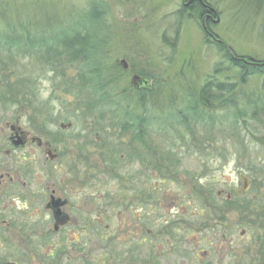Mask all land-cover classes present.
I'll return each mask as SVG.
<instances>
[{
    "label": "rangeland",
    "instance_id": "374dc122",
    "mask_svg": "<svg viewBox=\"0 0 264 264\" xmlns=\"http://www.w3.org/2000/svg\"><path fill=\"white\" fill-rule=\"evenodd\" d=\"M206 1L217 16L209 24L215 39L234 54L264 60V0ZM183 6L182 0H0L1 37L14 34L25 44L0 48V170L12 177L0 187V251L11 247L7 252L17 256L21 248L33 251L39 245L43 264H261L264 79L252 76L240 83L215 44L204 41L196 8ZM93 13L99 18L95 23ZM40 38L46 47L29 45ZM82 38L85 45H79ZM219 62L223 69L214 72ZM93 67L113 79L112 93H123L120 110L94 100L88 78ZM133 74L148 76L151 85L150 92H140L139 104ZM210 76L233 86L215 100L211 85L210 108H205L198 93ZM4 103L12 104L4 109ZM22 103L28 109H20ZM41 107L43 122L31 123ZM124 110L144 119L141 128L155 145L151 181L157 200L150 210L141 206V231H135L137 214L119 213L109 204L101 218L93 204L87 228L77 221L53 234L41 197L30 196L28 202L22 191L59 183L69 193L64 144L88 133L124 143L128 138L116 135ZM16 118L30 136L43 139L41 128L57 133L59 159L47 160L35 145L11 151L8 124ZM61 122L72 127L60 129ZM130 165L120 172L137 167ZM241 174L249 179L248 188L227 206L226 194L233 197L242 189ZM149 179L145 176L146 183ZM93 181L104 182L101 191L118 193L117 177L96 173Z\"/></svg>",
    "mask_w": 264,
    "mask_h": 264
},
{
    "label": "flooded vegetation",
    "instance_id": "af4514ba",
    "mask_svg": "<svg viewBox=\"0 0 264 264\" xmlns=\"http://www.w3.org/2000/svg\"><path fill=\"white\" fill-rule=\"evenodd\" d=\"M184 2V7L186 10L189 9H198L202 10V7L208 6L204 0H182ZM209 7V6H208ZM214 8H205L204 17L202 19V26L206 30L208 35V41L215 42V34L211 32L209 26L210 23H216L215 17L216 12ZM127 71V69L125 70ZM141 78L148 79L146 75H139ZM149 81V79H148ZM135 92H150V87L142 84L139 88H134ZM12 103H4L2 107L4 109L9 107ZM27 105V104H26ZM104 106V104H102ZM20 109H28L24 106V103L21 104ZM41 108H37L35 116L30 117L31 123H37L41 119ZM38 118V119H37ZM9 119H12V114ZM19 119L16 118L15 121L8 124V147L11 151H16L18 149H25L28 146L35 145L39 151H41L45 158L51 162L59 159L60 154L63 151L57 153L59 144L61 140L58 138L57 133L47 130H42V137L30 136L29 131L23 129L18 124ZM43 122L42 120H40ZM140 122L139 125L145 126L144 120L141 119H124L119 120V124H124L125 122ZM68 123V122H66ZM72 124V122H70ZM44 124V123H42ZM60 124V123H59ZM72 127V125H71ZM60 128V127H59ZM145 128V127H144ZM120 134H116L120 137H127L128 140L124 143H119L117 140H110L108 136L102 137L98 133L76 135L74 139L67 141V144H64L66 151L64 153H69V159L66 165V168L71 173L72 182L70 183L69 193H66V187H59V183H53L52 186L48 184L41 186L37 189L36 192L30 191L29 187H26L22 191V197L29 202V197L34 195H39L42 199L43 209L50 215V223L52 226L53 234L62 233L69 225H72L73 222L83 223V226L80 228H87L88 223L92 220L90 207L93 204H96L97 211L99 212L101 218L104 215L108 214L109 204L117 205L118 212H130L135 215L138 222H136V227L141 231L140 228V209L141 206H147L148 210L157 200V189L151 177L154 178L156 172V153L154 142L149 139V135L144 133L142 128L137 129L139 133H132L136 131L134 127L127 126L122 128L120 126ZM124 132V133H122ZM40 133V132H39ZM127 135V136H126ZM21 140L22 144L15 146L14 143L18 140ZM69 147V148H68ZM120 150L124 151L120 153ZM55 157L50 159L47 152H49ZM6 154L10 153V150L7 149ZM131 163H136V169L132 170L130 173L122 174L120 172L121 167L129 169ZM123 164V165H121ZM121 165V166H120ZM51 168V170H53ZM27 169V168H26ZM56 170H60L57 168ZM99 173L107 177L114 176L119 179L117 186L118 193L114 194L107 190L101 191L104 182H94L93 174ZM149 176V183L145 182V176ZM9 177L11 180L12 177L8 176L6 171L0 170V187L5 184L6 179ZM98 178H96L97 180ZM24 185H27L24 183ZM241 190H236V194L244 193ZM96 191V192H94ZM229 196V197H228ZM227 198H231L232 194H226ZM56 205H55V203ZM54 211H58L59 216L54 215ZM149 215V213H146ZM145 227V226H144ZM145 231L147 233L153 234L152 230ZM44 231V229H43ZM50 232V228L48 229ZM140 249L142 243L138 241L136 243ZM134 245L135 254L138 253L139 249L136 250L137 245ZM33 251H29L28 247L21 248V252H18L17 256H10L9 252L13 250L11 247L7 248V251H0V264H43L40 260L39 249L40 246L36 245L31 248ZM58 252L60 249H58ZM13 253V252H12ZM134 253V252H133ZM32 254L38 255L33 256Z\"/></svg>",
    "mask_w": 264,
    "mask_h": 264
},
{
    "label": "trees",
    "instance_id": "16d2710c",
    "mask_svg": "<svg viewBox=\"0 0 264 264\" xmlns=\"http://www.w3.org/2000/svg\"><path fill=\"white\" fill-rule=\"evenodd\" d=\"M207 5L206 7H202V10L196 9L198 11V15L199 18L202 20L204 17V9L206 8H213L212 6L209 5V3L204 0ZM182 10H185V7H182ZM215 11V10H214ZM104 14V13H103ZM99 18L97 19V17L95 16V14H92V17L90 19V22L95 23L96 21H98ZM178 25V24H177ZM201 29L203 31V35H204V41L206 43H211L210 41H208V35L206 30L203 28L202 24H201ZM84 30L87 31V29L84 28ZM12 37H15V35L13 34L12 36L7 35V38L3 36V38L0 35V48L6 47V48H10V47H20L22 45H25L23 42V38H20L19 36H17L15 39H13ZM87 37V36H86ZM90 39H87V47H90L91 50L93 51V45L94 43L91 42L89 43ZM213 44H215L216 49L222 53V59L224 58L227 63L229 64L228 67H226L227 69H231L234 68L235 70V74L239 80L240 83H244L248 78L252 77V76H260L264 79V60L261 59H255L252 57H246V56H240L237 54H234L232 52V50H230L227 45L219 40H215V42H212ZM29 45L31 47H33L34 49L35 46L38 48H44L47 46V43L44 41V38H40L37 41H29ZM79 45H85L84 40L82 38V40L79 42ZM27 46V43H26ZM173 47V45H171ZM54 46H51V48H53ZM89 49L88 52L93 53ZM220 62L216 64V67L214 69V72H218V71H222L223 68H221L220 66ZM90 72V73H89ZM89 76L88 78L90 79V82L92 84L91 87V94L94 97V100L96 102H99L100 104H104L105 106H117L118 109L120 110L122 105H124L122 103V95L123 93H119V92H114V81L111 77H107L105 75V72H101L97 67H93L89 70ZM140 75V74H139ZM215 78L214 76H210L206 82L203 84V86L201 87L199 93H198V99L200 100V102L203 104V106L205 108H210V102L208 101V98L211 94V85H213L215 87V94H213V97L215 100L219 99L221 96L220 94H223V90L226 91H230V89L232 88V83H224V82H216L214 81ZM128 87L131 89L132 86L131 84L128 85ZM132 90V89H131ZM117 91V90H116ZM137 94V104L142 102V95L143 93L140 92H136ZM220 96V97H219ZM121 97V98H120ZM117 98V100H116ZM128 102V101H127ZM127 105H129V103H126ZM136 104V105H137ZM189 108L191 110H194V112L196 111V109L194 108V106H189ZM135 114H130L127 110H124L122 112V115H120V117L122 118L121 120L124 119H141V121H143L144 119L138 116H134ZM140 122H126L124 124H119L122 128H125L127 126H131L134 127L136 129V133L139 131H137V129L141 128L142 126L139 125ZM264 192V190H263ZM243 195H237L235 192L233 194V197H231V199H226L225 200V205L227 204V206H229L230 202L234 201H238V199L242 198ZM262 207H264V205H262ZM258 256L261 260V264H264V243H261V245L259 246V249L257 251ZM253 260H251L249 263L247 264H252ZM254 264V263H253Z\"/></svg>",
    "mask_w": 264,
    "mask_h": 264
},
{
    "label": "water",
    "instance_id": "95a60500",
    "mask_svg": "<svg viewBox=\"0 0 264 264\" xmlns=\"http://www.w3.org/2000/svg\"><path fill=\"white\" fill-rule=\"evenodd\" d=\"M215 22H216V21H215ZM119 62H120L121 68H122L123 70H126L127 67H128L126 61H125L124 59H120ZM131 83H132V85H133L135 88H139L142 84L146 85L147 87H150V82L148 81V79H146V78H141V77H139V76L136 75V74H133V75L131 76ZM71 125H72V124H71L70 122H68V123H60V124H59V127H60L61 129H68V128L71 127ZM19 144H22V142H21L20 139L14 143L15 146H18ZM47 154H48V156H49L50 159H53V158L55 157V155L51 154L50 151L47 152ZM241 179H242V182H243V190H245V189L247 188L248 180H247L246 177H244L243 175H241ZM219 194H220V191L217 192V195H219ZM54 203H55V202H54ZM55 205H56V203H55ZM56 206H57V205H56ZM59 214H60V213H59L58 211H54V215H55V216H59Z\"/></svg>",
    "mask_w": 264,
    "mask_h": 264
}]
</instances>
